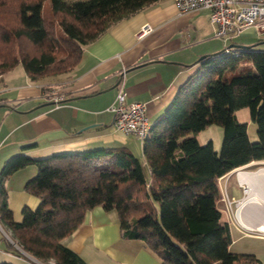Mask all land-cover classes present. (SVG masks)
<instances>
[{
    "label": "trees",
    "instance_id": "16d2710c",
    "mask_svg": "<svg viewBox=\"0 0 264 264\" xmlns=\"http://www.w3.org/2000/svg\"><path fill=\"white\" fill-rule=\"evenodd\" d=\"M159 0H0V75L21 65L30 80L72 69L83 47L111 25ZM142 141L143 164L126 147H98L33 158L15 154L0 171V221L20 250L40 262L86 264L62 243L101 206L117 214L121 237L142 240L160 264H264L230 250L218 179L264 160V51L225 48L197 62ZM256 125L250 141L236 111ZM222 128L218 153L196 134ZM25 146L24 148H27ZM34 165L24 190L38 198L15 222L6 179ZM0 264H12L2 261Z\"/></svg>",
    "mask_w": 264,
    "mask_h": 264
},
{
    "label": "crops",
    "instance_id": "0c3cea01",
    "mask_svg": "<svg viewBox=\"0 0 264 264\" xmlns=\"http://www.w3.org/2000/svg\"><path fill=\"white\" fill-rule=\"evenodd\" d=\"M145 24L152 31L138 38L136 34ZM229 44L264 51V28L248 27L222 39L215 36L207 9L180 13L172 0H159L111 25L85 45L78 63L65 73L32 81L21 65L15 66L0 75V166L15 154L42 158L66 151L126 147L140 159L149 177L143 140L112 125L110 107L119 89L125 90L128 102L145 103L151 127L180 84L197 68L199 58ZM248 137L257 138L255 132H248ZM254 165H264V160L251 161L218 179L221 188L220 183L224 185L226 177L234 175L237 188H222L233 202L243 197L240 182L244 181L238 173L248 174L244 180L251 188L260 183L250 178L261 169H252ZM244 168L251 171H239ZM35 173V166L27 165L6 179L8 203L20 202L31 209L38 205V198L24 190ZM250 209L246 208L243 219L252 225L255 219L254 223L249 219ZM62 243L86 264H160L142 240L121 237L116 212L101 206L86 211L83 222ZM2 261L40 264L26 254L0 250Z\"/></svg>",
    "mask_w": 264,
    "mask_h": 264
},
{
    "label": "built area",
    "instance_id": "2783aa9c",
    "mask_svg": "<svg viewBox=\"0 0 264 264\" xmlns=\"http://www.w3.org/2000/svg\"><path fill=\"white\" fill-rule=\"evenodd\" d=\"M172 1L180 13L207 9L209 11V21L215 26V36L222 39H226L248 27H254L256 29L264 28V0ZM151 31L152 27L149 24H145L141 26L136 36L140 38ZM56 100L58 101L60 99L56 98ZM110 110L113 113L112 125L116 130L125 134H132L142 140L149 135L150 125L145 103L139 101L128 102L126 100V92L122 87L119 89ZM241 187L246 195L247 186L242 185ZM220 194L221 200L225 201L226 205L232 203V200L227 196L224 189H222ZM231 222L234 221L232 220ZM237 225H239V228H245L239 222ZM0 229L2 230L1 226ZM256 232L264 234V231ZM5 235L8 241L15 244L20 250L9 235ZM40 264L43 263L40 262Z\"/></svg>",
    "mask_w": 264,
    "mask_h": 264
},
{
    "label": "rangeland",
    "instance_id": "374dc122",
    "mask_svg": "<svg viewBox=\"0 0 264 264\" xmlns=\"http://www.w3.org/2000/svg\"><path fill=\"white\" fill-rule=\"evenodd\" d=\"M235 114H236V117L239 121H241V122H247L248 121L247 133L248 132L249 133L255 132V134H256V125L251 121L250 116H249V111L247 108L239 109L236 111ZM222 134H223V132H222V128L220 126H218L216 124H210V125H207L201 131H199L196 134V138H197L199 144H201V145L207 143L208 141H212L215 150L219 153L220 148H221V143H222ZM250 141L253 142V141H256V139L250 140ZM2 166H3V164L0 166V171H1ZM257 166H259V165H254L251 168L255 169V168H257ZM258 168H264V165H260ZM241 170L242 171H251V169H247V168L240 169L239 171H241ZM36 171H37V168H36ZM261 171H264V170H258L255 173H259ZM240 175L241 174H238V176H240ZM234 182H235L234 175L230 174L229 176H227L225 179V184L223 185V183H220V185H221V189L219 188L220 193L222 192V188L226 189V187H227L228 191L232 187L237 188V186ZM225 185H226V187H225ZM256 185H257V188H259L261 186L260 183H258ZM241 189H242V187H241ZM238 190H239V192H241L240 189H238ZM242 193H243V197H242V199H243L246 197L245 193L243 192V189H242ZM241 200H239V202ZM237 205H238V201H234V202L232 201V203L229 205H226L225 201H223V200H221L219 202V207L222 209V211L224 212L225 218L230 223L229 227H230V234H231V238H232L230 250L232 252H236V253L254 254L262 263H264V234H261V233L256 232V231L247 230L245 228H238V226H236V224L238 223L236 218H235V211L237 209ZM24 206H26V205L23 203H20V202H18V203L13 202L12 204L8 203V207L12 211L13 219L15 222L21 221V218H22L21 211H22V208ZM249 207L251 208L249 210V213H248L249 219L251 218L252 222L254 219L256 221V222L254 221L255 223L253 222L254 223L253 225H256L258 223L262 224V221H264V220H262V219H264V217H262V215H264V209H262L261 206H248L246 208H249ZM246 208H244V210H243V215H244V211L246 210ZM232 220L234 222H231ZM0 226L2 228V230L0 229V250L12 252V253L16 252V250H19L15 244L10 243L8 241V239L5 235V234H7V235L11 236L9 229L1 221H0ZM10 238H12V237H10ZM36 261H38V260H36ZM41 263L49 264L46 262H41Z\"/></svg>",
    "mask_w": 264,
    "mask_h": 264
},
{
    "label": "bare ground",
    "instance_id": "6f19581e",
    "mask_svg": "<svg viewBox=\"0 0 264 264\" xmlns=\"http://www.w3.org/2000/svg\"><path fill=\"white\" fill-rule=\"evenodd\" d=\"M259 170H264V168H261ZM245 175L248 176V174H241L239 176V180L241 178V181H244V182H240V183L244 184L245 186H247V188H246L247 192H246V197L243 198L237 205V210H236V213H235L236 219L247 230L264 231V221H262V224L258 223L256 225H253V224L251 225V224H247L245 222V220L243 219V210H244V208H246L248 206H261L262 209H264V171H261L259 173L253 174L252 177H250V178H253V179L260 180V185L261 186L259 188H251V187H249L248 183L245 182V180H244V178L246 179ZM262 217H264V215H262ZM262 220H264V219H262Z\"/></svg>",
    "mask_w": 264,
    "mask_h": 264
},
{
    "label": "water",
    "instance_id": "95a60500",
    "mask_svg": "<svg viewBox=\"0 0 264 264\" xmlns=\"http://www.w3.org/2000/svg\"><path fill=\"white\" fill-rule=\"evenodd\" d=\"M234 46H237V45L229 44L227 48H231V47H234ZM238 47L246 48V47H249V46H238ZM203 57H205V56H201L199 59H202Z\"/></svg>",
    "mask_w": 264,
    "mask_h": 264
}]
</instances>
